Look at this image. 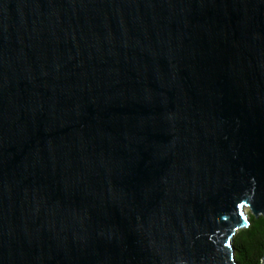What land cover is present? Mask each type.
<instances>
[{
  "label": "water",
  "instance_id": "water-1",
  "mask_svg": "<svg viewBox=\"0 0 264 264\" xmlns=\"http://www.w3.org/2000/svg\"><path fill=\"white\" fill-rule=\"evenodd\" d=\"M244 208L264 0H0V264H238Z\"/></svg>",
  "mask_w": 264,
  "mask_h": 264
},
{
  "label": "trees",
  "instance_id": "trees-1",
  "mask_svg": "<svg viewBox=\"0 0 264 264\" xmlns=\"http://www.w3.org/2000/svg\"><path fill=\"white\" fill-rule=\"evenodd\" d=\"M238 264H264V215L249 214V224L233 237Z\"/></svg>",
  "mask_w": 264,
  "mask_h": 264
},
{
  "label": "rangeland",
  "instance_id": "rangeland-1",
  "mask_svg": "<svg viewBox=\"0 0 264 264\" xmlns=\"http://www.w3.org/2000/svg\"><path fill=\"white\" fill-rule=\"evenodd\" d=\"M244 212H245V214H250L251 213L250 209H248V208H244Z\"/></svg>",
  "mask_w": 264,
  "mask_h": 264
},
{
  "label": "snow or ice",
  "instance_id": "snow-or-ice-1",
  "mask_svg": "<svg viewBox=\"0 0 264 264\" xmlns=\"http://www.w3.org/2000/svg\"><path fill=\"white\" fill-rule=\"evenodd\" d=\"M241 207H242V206H241ZM240 215L243 216V213L241 212Z\"/></svg>",
  "mask_w": 264,
  "mask_h": 264
}]
</instances>
